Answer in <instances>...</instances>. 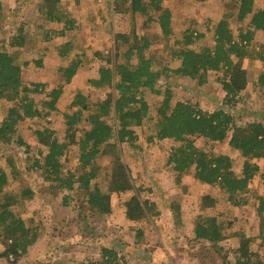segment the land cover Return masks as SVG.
Here are the masks:
<instances>
[{
	"label": "rangeland",
	"instance_id": "1",
	"mask_svg": "<svg viewBox=\"0 0 264 264\" xmlns=\"http://www.w3.org/2000/svg\"><path fill=\"white\" fill-rule=\"evenodd\" d=\"M254 3L256 8L264 7V0H254ZM45 4V0H0V41L7 40L22 22L26 23V32L34 33L36 37L34 47L27 49L26 57L29 60L42 57L44 63L39 66L32 62L23 69L22 77L27 83H45L46 91L63 82L59 68L66 67L70 58L79 56L82 63L72 82L92 101L103 98L108 89L95 90L89 87L88 80L96 77L98 68L113 58L118 44L122 50L126 48L121 45V39H116L118 33L126 34L129 42H134L135 36L147 38L151 45L145 51L146 57L154 60L157 67L174 69L179 60L173 57V44L180 40L184 30L204 34L193 44L199 48L201 44H213V25L223 15L233 14L229 21L235 34L249 21V17L243 22L236 19L237 8L230 0H164V7H173V33L164 37L156 22L147 23L149 14L155 13L133 15L129 10L130 0H59L60 7L72 16L76 25L64 37L41 41V30L58 28L55 23L45 22L40 15V8ZM98 4L108 12L106 25H92L88 21L89 13L94 12ZM38 24L42 26L36 27ZM66 41L72 43L73 49L67 58H60L57 47ZM252 44L248 51L252 59L241 60L248 84L234 104L225 102V92L218 81L222 72L208 73L204 85L167 73L160 79L158 88L162 92L166 89L171 92V105L182 101L206 112L222 109L233 116L237 125L251 122L264 125V93L252 86L261 70L256 54L260 44H264V34L257 32ZM143 96L149 105V119L143 127L135 128L138 139L133 146H120V156L141 199L151 206V217L138 222L125 218L124 204L132 191L112 193L110 213L99 215L89 208L84 191L58 190L45 180L40 170L32 167L34 160L40 157L39 151L45 152L36 139L35 130L46 127L53 130L59 140L64 139L66 127L61 110L66 101L63 97L57 103L59 111L19 122L15 138L22 139L25 145L16 142L0 145V166L14 176L10 175L6 190L18 195L23 188H29L33 193L31 198L19 199L14 212L37 234L36 243L24 256L17 261L13 256L0 257V264H81L98 259L103 246L115 248L131 260V264H235L234 253L240 246L264 258V217L257 216L253 206L254 195L264 194V159L258 160L260 171L250 183L253 192L247 194L250 203L239 207L231 205L217 187L195 180L193 167L177 175L166 164L168 154L177 144L171 140L150 139L163 95L144 91ZM44 97L43 93L34 98L40 102ZM12 105L0 100V122L7 107ZM230 135L231 132L220 142L196 137L194 145L205 152L230 156L235 160V172L239 173L243 158L229 146ZM77 157V147L70 146L61 159L64 171H76ZM115 159L105 148L96 160L97 177L92 181V188L108 190ZM213 216L222 224L223 241L219 244L197 239L193 232L200 217ZM136 228H142V236L137 245L127 248V244H133ZM4 250L0 243V255Z\"/></svg>",
	"mask_w": 264,
	"mask_h": 264
},
{
	"label": "trees",
	"instance_id": "2",
	"mask_svg": "<svg viewBox=\"0 0 264 264\" xmlns=\"http://www.w3.org/2000/svg\"><path fill=\"white\" fill-rule=\"evenodd\" d=\"M45 1L44 7L40 8V15L45 22L55 23L58 28L41 30V41L64 37L74 29L75 20L60 7L59 0ZM230 1L236 5V19L243 22L249 17L248 23L235 34L229 21L233 14L223 15L213 25V44H201L199 48L193 47V44L201 40L204 34L184 30L180 40L173 44V57L179 60L174 69L157 67L154 60L146 57L145 51L151 45L147 38L135 36L134 42H129L126 34L118 33L116 39H121V45H126V48L122 50L118 44L113 58L108 64L98 68L96 77L88 80L89 87L95 90L108 89L103 98L95 101L72 82L82 63L79 56L70 58L66 67L59 68L63 82L49 91L45 90L46 84L43 82L27 83L23 80L25 67L32 62L42 66L44 62L42 57L30 60L26 57V51L34 47L36 37L34 33L26 32V23L22 22L7 40L0 41V100L13 103L7 107L0 122V145L11 142L25 145L22 139L15 138L19 122L47 117L51 112L59 111L57 103L64 97L66 103L61 110L66 127L64 139L59 140L54 131L46 127L35 130L36 139L45 148V152L39 151L40 157L34 160L32 167L40 170L45 180L58 190L84 191L89 208L99 215L110 213L112 193L132 191V196L124 204L125 218L134 222L148 219L152 215L151 206L141 199L140 191L134 187L129 171L121 161L120 146H133L138 139L135 128L143 127L149 119V105L143 96L144 91L162 94L163 99L157 107V119L153 124L154 133L150 139L171 140L177 144L168 154L166 164L177 175L193 167L194 179L217 187L231 205H248L250 200L247 194H253L250 183L260 171L258 160L264 159V125L260 122L237 125L233 116L222 109L206 112L182 101L171 105V92L168 89L162 92L158 88L160 79L167 73L196 80L198 85H204L208 73L222 72L218 81L225 92V102L234 104L240 100V94L248 84L241 60L246 57L252 59L248 55L249 47L253 46L257 32L264 34V7L256 8L254 0ZM163 2L164 0H130L129 10L133 15L154 12L155 14H149L147 23L156 22L162 35L169 37L173 33L172 14L162 5ZM88 21L98 26L108 24L105 7L98 4L95 11L89 13ZM41 26L38 24L36 27ZM260 46L256 55L261 70L252 86L264 93V44ZM72 49L70 41L64 42L57 47L59 57L67 58ZM133 59L136 60L135 63L132 62ZM43 93L45 97L36 102L35 95ZM229 132V146L243 158L239 173L235 172V160L230 156L205 152L194 145L196 137L220 142L228 137ZM70 146H76L78 150L74 173L64 171L61 161ZM105 148L116 158L115 166L109 174L107 191L92 188V181L97 177L96 160ZM10 175L7 169L0 166V243L5 249L0 257L13 256L17 261L36 243L37 234L14 212L18 200L31 198L33 193L29 188H23L18 195L6 190ZM204 198L212 201L209 196ZM253 200L256 215L264 217V194L256 193ZM193 232L195 238L212 244L223 241L222 224L214 216L200 217ZM142 233V228H136L133 244H127V248L137 245ZM234 258L235 264H264V258L242 246L236 249ZM81 264L131 263L115 248L103 246L98 259Z\"/></svg>",
	"mask_w": 264,
	"mask_h": 264
},
{
	"label": "crops",
	"instance_id": "3",
	"mask_svg": "<svg viewBox=\"0 0 264 264\" xmlns=\"http://www.w3.org/2000/svg\"><path fill=\"white\" fill-rule=\"evenodd\" d=\"M165 7L168 8V9L170 10L171 14L173 15V7H169L168 5L165 6ZM171 19L173 20V16H172ZM130 261H131V260H130Z\"/></svg>",
	"mask_w": 264,
	"mask_h": 264
}]
</instances>
